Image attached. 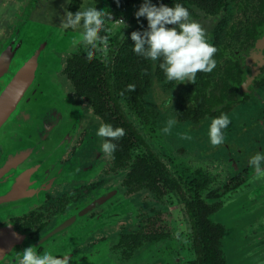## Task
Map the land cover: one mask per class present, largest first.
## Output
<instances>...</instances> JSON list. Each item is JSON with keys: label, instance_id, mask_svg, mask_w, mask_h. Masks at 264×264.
<instances>
[{"label": "flooded vegetation", "instance_id": "1", "mask_svg": "<svg viewBox=\"0 0 264 264\" xmlns=\"http://www.w3.org/2000/svg\"><path fill=\"white\" fill-rule=\"evenodd\" d=\"M142 2L69 0L68 13L84 5L111 14L99 33L107 45L91 49L82 27L59 31L78 33L77 43L55 53L65 58L62 78L72 91L50 69H40L45 83H53L49 87L59 85L63 97L72 100L79 123L61 156L63 177L38 195L0 205V264H19L29 246L38 254L68 257L69 264H193L199 257V205L211 219L224 200L247 188L255 172L249 160L264 151V0H151L157 7L179 3L189 11L217 49L215 68L197 72L193 81H169L161 61L139 57L130 72L142 73V91L97 101L76 93L64 72L67 61L77 56L112 66L131 33L147 27L146 19L138 23L134 17ZM221 115L230 124L222 130L223 143L212 146L209 126ZM105 124L124 132L112 141L111 153L102 150L108 138L96 134ZM181 127L206 129L200 157L166 146L167 133ZM4 151L0 144V160ZM222 246L223 237L220 250L228 264Z\"/></svg>", "mask_w": 264, "mask_h": 264}, {"label": "water", "instance_id": "2", "mask_svg": "<svg viewBox=\"0 0 264 264\" xmlns=\"http://www.w3.org/2000/svg\"><path fill=\"white\" fill-rule=\"evenodd\" d=\"M58 35L57 30L23 19L0 50V144L5 148L0 160V205L38 195L63 177L61 156L80 114L72 100L46 88L40 73ZM74 35L64 45L75 44ZM257 175L254 172L247 188L227 202L225 215H230L231 225L223 240L230 264H264V177ZM32 186L38 190L31 191Z\"/></svg>", "mask_w": 264, "mask_h": 264}, {"label": "clouds", "instance_id": "3", "mask_svg": "<svg viewBox=\"0 0 264 264\" xmlns=\"http://www.w3.org/2000/svg\"><path fill=\"white\" fill-rule=\"evenodd\" d=\"M119 4V0H116ZM138 23L140 18L147 21L143 31H134L130 39L134 42L132 50L138 56L155 61H161L159 68L169 81H193L197 72H211L216 61L213 59L217 49L206 38L201 25L190 20L189 11L177 3L173 7L164 4L156 6L151 0H143L139 9L134 13ZM111 19V14L95 7L83 11L69 12L62 21L65 29L83 28V42L91 49L97 43L107 45V39L99 33L106 22ZM122 22V21H121ZM123 23V22H122ZM171 26V27H170ZM92 52L89 50L88 57ZM230 120L226 115L214 118L209 126L208 136L212 146L223 143V129L227 128ZM165 132L168 128L164 129ZM97 136L105 137L102 144L104 153L115 151L113 140L122 137V129H113L111 125H101ZM250 166L258 174L257 179L264 177V151H258L249 160ZM11 226V225H9ZM36 247L29 246L23 251L19 264H69L68 257H57L44 251L38 254ZM3 249H0V255Z\"/></svg>", "mask_w": 264, "mask_h": 264}, {"label": "trees", "instance_id": "4", "mask_svg": "<svg viewBox=\"0 0 264 264\" xmlns=\"http://www.w3.org/2000/svg\"><path fill=\"white\" fill-rule=\"evenodd\" d=\"M133 46V41H125L112 66L102 65L96 60H80L77 56L70 58L64 72L69 77L75 92H85L97 101L105 99V95L108 97L112 94H121L128 99L133 92L142 91L144 84L142 73L130 72V68L135 67L136 59L142 60L133 52ZM203 210L205 209L199 205L195 219L199 257L193 264H224L220 250L224 228L208 218L210 211ZM201 211L203 214H200Z\"/></svg>", "mask_w": 264, "mask_h": 264}, {"label": "rangeland", "instance_id": "5", "mask_svg": "<svg viewBox=\"0 0 264 264\" xmlns=\"http://www.w3.org/2000/svg\"><path fill=\"white\" fill-rule=\"evenodd\" d=\"M68 2L69 0H0V48L3 45L5 46L6 43L9 41L12 29L14 27L18 28L22 20L26 19L24 15L28 16L29 14V22H31L32 20L36 21L32 22L36 26L47 27L49 29L57 30L58 32L63 31L64 27L62 26V21L66 19V15L68 14ZM83 10H85L84 5L82 6L80 11ZM67 34L68 35L64 36L59 32L55 49L53 51L47 50L45 61L41 65V67L44 66L43 68L50 69V73L52 72L53 74L57 75V77L61 78V70L63 68L62 61H64L65 58H62L59 55L57 56V54L65 52V50L69 48V46H71L69 45V43L64 45V43L69 41L68 39L70 38V35H77L76 38L78 40V33L73 32L72 34H70V32H68ZM61 81L65 82L67 84V87L72 91L71 84L67 80H65V78H62ZM43 82L46 88L47 86H51L53 84L50 81L49 83H45L44 79ZM56 86L59 87V85L55 84L53 89H57ZM205 135L206 129L199 130V128H195L194 130L191 128L181 127L173 134L167 133L165 144L172 151L179 150L182 151L185 156L198 158L202 154L200 151L202 145L206 146V142L202 139V137ZM231 197L224 200L223 206L219 210H217L212 216V221L216 223L219 222L224 225L225 234L226 229H230L231 225L230 215H225L227 202L231 199ZM186 237L188 238V236ZM222 251L227 259L228 264H230L228 248L224 250V240Z\"/></svg>", "mask_w": 264, "mask_h": 264}]
</instances>
